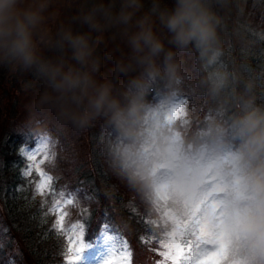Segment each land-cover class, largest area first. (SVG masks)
<instances>
[{"label":"clouds","instance_id":"9594fccd","mask_svg":"<svg viewBox=\"0 0 264 264\" xmlns=\"http://www.w3.org/2000/svg\"><path fill=\"white\" fill-rule=\"evenodd\" d=\"M64 9L75 10L65 17ZM225 26L212 0H150L146 10L145 0H0V68L30 77L25 88L38 83L33 107L61 128L83 132L103 119L115 134L106 146L113 166L154 205L163 192L186 216L221 190L211 229L233 264H264V108L249 96L227 124L211 122L188 140L169 119L181 103L179 53L195 55L210 96L240 81L246 65L222 61ZM117 38L128 52L117 47L112 77L100 78L98 49ZM31 135L32 150L22 144L18 154L48 161L53 136L42 126Z\"/></svg>","mask_w":264,"mask_h":264},{"label":"trees","instance_id":"16d2710c","mask_svg":"<svg viewBox=\"0 0 264 264\" xmlns=\"http://www.w3.org/2000/svg\"><path fill=\"white\" fill-rule=\"evenodd\" d=\"M149 2L145 0V10ZM163 2L170 5L172 0ZM212 7L226 22L220 33L224 49L223 63L230 70L237 69L242 63L246 67L238 83L215 97L209 95L203 84L205 73L198 62L199 71L195 76L182 77L180 99L187 113L186 121H189L187 130L181 135L185 140L195 132L206 129L211 122L227 124L240 112L243 100L249 96L256 106L264 108V0H227L226 4L212 0ZM74 10L64 9V12L71 15ZM2 71L6 74L4 82L17 96L25 88L23 85L31 80L30 77L20 80L10 76L4 68ZM124 80L125 77L121 76L115 81L118 89ZM4 82L1 79L0 85L6 89ZM247 84L251 85V93L245 92ZM36 86L40 85L35 83L29 88ZM13 97L14 105L6 113L0 112V222L5 230V243L11 242L17 246V255L11 260L14 264H66L65 234L58 231L46 204L33 200L32 192L23 191L27 163L25 157L18 154L19 148L22 144L33 146L30 131H35L27 123L16 126L18 100ZM46 121L47 118L43 116L33 126L40 127ZM103 126L104 120L99 119L86 129L89 140L92 139L91 145L93 138L103 131ZM85 131L77 132L78 138L82 139ZM112 133L114 138L115 134ZM86 153L84 157L78 155L79 161L72 171L61 170L59 176L55 175L57 169L52 172L56 178L53 184L58 187L55 189L66 191V196L74 200L69 205L72 213L85 220L84 242L89 241L91 245L100 235H112L119 245L126 243L131 264H156L159 254H155L154 248L162 230H157L147 213L138 209L139 196L136 197L133 192L127 193L115 182L113 174H110L107 156L89 147ZM59 156L56 157L57 161ZM68 157H72L71 151L66 156L67 160ZM88 159L92 169L86 163Z\"/></svg>","mask_w":264,"mask_h":264},{"label":"rangeland","instance_id":"374dc122","mask_svg":"<svg viewBox=\"0 0 264 264\" xmlns=\"http://www.w3.org/2000/svg\"><path fill=\"white\" fill-rule=\"evenodd\" d=\"M63 14L65 17L70 16V13H65L63 10ZM157 34L161 37V39L165 40V45H167V41L165 39V32L163 29L157 25L156 27ZM107 39V37H106ZM119 47L124 53L128 52V49L125 44L121 42L119 38H117L115 41L108 40L107 45H101L98 49V54L102 56L103 59V66L101 68L100 78L103 77H109L111 78L112 69L114 68L115 59L120 56V51H115ZM111 54V55H110ZM177 60L180 63V71L181 75L188 76L195 74L199 71V67L197 66V60L195 59L194 54L190 55L187 53H179L177 55ZM160 61L158 60V63ZM2 79V83L6 79V74L4 71H2V68H0V80ZM11 78L10 80H12ZM2 85V84H1ZM0 85V112L6 113V111L11 108L14 105V97L18 100L17 103V124L16 126H21L25 123H27L35 132H38L41 130V126L46 128L51 135L54 138V143L51 149L50 158L48 161L46 159H43L41 157H38L36 161H29L27 158V155H24L27 166L24 170L25 172L28 171L29 165L31 164L33 168L39 167L41 172H43L45 175L50 176L52 178V187H56L53 183L56 178H54V175H52L53 171L57 169L55 175L59 176L58 173L61 172V170H67V172L72 171L73 168L76 166V164L79 161L78 155L82 154L84 157L86 153V148H92L94 151L97 149V152L100 155H106L108 160V165L110 168V174L112 173L115 182L119 183L120 186L123 187V189L127 193H132L137 197L139 196L140 199V206L139 203L137 204V207L139 210H143L145 214L147 213V217L151 219L152 224L154 227H156L157 230H162V233L159 237V240L156 242L155 245V254H158V252L161 250L159 245L162 242H166L169 239L176 237L179 238L183 232L190 231L192 229L197 228L196 222L199 221L200 225L204 226L209 233V240L210 242L205 244L204 247L207 249L208 254H214L219 253V264H233V262L229 259L226 251V245L224 243V239L222 235H217L210 227L209 225V218L210 217H216L219 218V200L218 196L221 194V190L214 189L210 192V194L200 203L196 206L194 210H192L189 215L181 216L179 211L172 205L170 199L165 193H161L159 199L157 200L156 204L154 205L152 203V200L149 199V197L138 190V187L133 185L127 177L116 167L113 166V162L111 158L108 155L107 152V144L113 140V133L110 130L111 128H108L106 126H103V131L99 136L96 138H93V142L91 145V141L89 140L87 136V130L85 131L83 138H78L77 132L69 129L61 128L57 125L56 121L52 118H47V121L44 125H41L40 127L35 128L33 125L39 123L40 118L43 116L46 117L45 113L38 112L33 107V101L34 99L39 95L41 88L40 86H36L33 89L30 88H24L21 91V94L18 96L15 95L14 90L10 88V86L7 84V82H4V86H6V89H3ZM171 121V126L174 128V130L179 134L183 135V133L188 128L189 121L187 120V113L184 109V106L180 103L179 106L170 114L169 117ZM198 120V118H197ZM41 122V121H40ZM32 125V126H31ZM26 128V127H25ZM33 131H30V134H32ZM92 135V133H91ZM33 138V137H32ZM97 139V140H96ZM33 140V139H32ZM33 146L28 145V151H31L34 147V142L32 141ZM71 144V146H67ZM90 144V145H89ZM86 146V148H85ZM72 147V148H71ZM69 151L72 152V157H68V160L66 158ZM89 151V150H88ZM39 156V153H36ZM59 156V160H56V157ZM67 160V161H66ZM90 169H92L91 161L88 159L86 162ZM63 165L65 167H63ZM62 166V168H61ZM127 180V183L125 179ZM40 177L37 175L35 171L31 172L29 175H25V182L23 185V191L25 193H31L33 195V200L41 201L43 204H46V208L49 211V214H52V218L54 217L55 225L56 221L59 218L57 215L56 209H55V201L56 197L51 194L49 189H46L43 194L37 192V184L39 183ZM66 187V186H65ZM58 188V187H56ZM60 191H63L62 188H60ZM60 210L63 212L64 215V230L61 231L58 229V231L63 232L65 235L63 238L65 242H67V246L69 244V236L70 233L67 232V229L70 228L73 224H82L83 225V236H82V244L83 248L81 253L79 254V261L78 264H103V262L107 258H114L119 259L117 256L110 257V253L114 249H118L119 243L115 237L112 235L105 234L97 244L94 246L90 245V242H84V238L86 236L85 231V220H83L78 215H75L72 213V209L70 208L69 204L62 203L60 205ZM202 212H206L207 215H202ZM95 216L97 214L95 213ZM163 227H161L159 224ZM5 230L3 224L0 222V264H14L12 263L13 256L17 255V246L15 243L9 242L6 244L7 239L4 237ZM151 243H153L151 241ZM150 243V244H151ZM10 247V248H8ZM128 250V248H127ZM129 252V250H128ZM130 253V252H129ZM163 259L159 255V259H157L156 264H159V262ZM129 264L130 261H129Z\"/></svg>","mask_w":264,"mask_h":264},{"label":"snow or ice","instance_id":"6c2138e0","mask_svg":"<svg viewBox=\"0 0 264 264\" xmlns=\"http://www.w3.org/2000/svg\"><path fill=\"white\" fill-rule=\"evenodd\" d=\"M29 161H36L39 157L36 153L26 154ZM35 171L39 175L40 180L37 184V192L43 194L46 189L51 191V194L56 197L55 209L59 218L56 221L57 229L64 230V215L60 210L62 203L73 204L74 200L70 196H66V191H58L52 187V178L41 172L39 167L33 168L30 164L25 175ZM197 228L187 232H183L179 238L173 237L166 242H162L159 247L158 254L163 257L159 264H219V253L208 254L205 244L209 243V233L206 228L200 225L197 221ZM69 236V244L67 247L66 264H78L79 254L82 251V236L83 225L73 224L67 229ZM119 259L107 258L103 264H129L130 253L127 250V245L122 242L118 249H114L110 253V257L117 256Z\"/></svg>","mask_w":264,"mask_h":264}]
</instances>
